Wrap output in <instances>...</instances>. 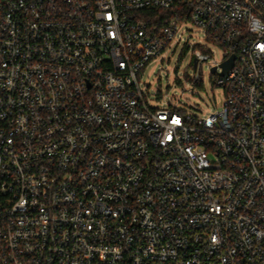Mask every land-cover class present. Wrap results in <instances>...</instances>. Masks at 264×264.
Masks as SVG:
<instances>
[{
    "label": "built area",
    "instance_id": "2783aa9c",
    "mask_svg": "<svg viewBox=\"0 0 264 264\" xmlns=\"http://www.w3.org/2000/svg\"><path fill=\"white\" fill-rule=\"evenodd\" d=\"M186 23L208 116L142 83ZM0 264H264V0H0Z\"/></svg>",
    "mask_w": 264,
    "mask_h": 264
},
{
    "label": "rangeland",
    "instance_id": "374dc122",
    "mask_svg": "<svg viewBox=\"0 0 264 264\" xmlns=\"http://www.w3.org/2000/svg\"><path fill=\"white\" fill-rule=\"evenodd\" d=\"M202 43L213 49L214 59H220L222 50L203 37L201 30L193 23L180 27L170 47L151 62L142 77L143 85L157 103V94L165 100L173 99L187 114L208 116L222 107L223 90L216 85L218 76L213 75L208 64L204 65L198 85L191 82L197 72L193 65L194 52L187 46ZM160 105V103L158 102Z\"/></svg>",
    "mask_w": 264,
    "mask_h": 264
},
{
    "label": "water",
    "instance_id": "95a60500",
    "mask_svg": "<svg viewBox=\"0 0 264 264\" xmlns=\"http://www.w3.org/2000/svg\"><path fill=\"white\" fill-rule=\"evenodd\" d=\"M234 59H235V56H233L230 60H228L227 62H225L223 64V69H224V72L225 73L228 69H230L231 67H233V63H234ZM216 71V68H213V72Z\"/></svg>",
    "mask_w": 264,
    "mask_h": 264
}]
</instances>
